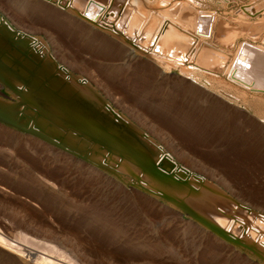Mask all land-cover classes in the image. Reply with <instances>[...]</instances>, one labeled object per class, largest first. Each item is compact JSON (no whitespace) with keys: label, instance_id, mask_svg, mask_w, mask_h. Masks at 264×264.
<instances>
[{"label":"bare ground","instance_id":"obj_1","mask_svg":"<svg viewBox=\"0 0 264 264\" xmlns=\"http://www.w3.org/2000/svg\"><path fill=\"white\" fill-rule=\"evenodd\" d=\"M12 1L18 19L53 28L74 53L57 35L44 39L37 31L14 26L0 12V95L6 87L13 101L0 96V127L19 135L25 131L26 138L53 156L84 165L109 183L120 185L116 178L126 172L125 188L164 198L166 209L178 217L184 216L178 207H189L197 227L264 261L262 210L239 204L234 184L222 175L228 172L239 184L249 181V171L264 174V6L226 10L228 0H221L212 9L195 10L194 0ZM70 26L81 34H100L118 51L149 62L148 71L140 69L118 82L127 101L89 68L93 58L78 55ZM101 46L118 53L114 46ZM56 52H67L68 63ZM153 70L166 78L177 75L175 90L182 94L159 91L151 80ZM139 89L156 100L139 103L140 111L132 106ZM8 141L0 132V145ZM19 153L28 172L38 170L49 179L69 175L68 168L48 171L46 159ZM12 163L17 168L0 153L1 166L12 169ZM200 169L207 177L197 173ZM18 185L27 192V183ZM253 196L262 203L261 195ZM18 236L12 240L0 233V252L21 264H80L78 258H87L69 237L73 251L67 254L56 243ZM217 253L215 246H206L201 263L216 264ZM244 256L247 260L234 257L235 263L256 264Z\"/></svg>","mask_w":264,"mask_h":264},{"label":"rangeland","instance_id":"obj_2","mask_svg":"<svg viewBox=\"0 0 264 264\" xmlns=\"http://www.w3.org/2000/svg\"><path fill=\"white\" fill-rule=\"evenodd\" d=\"M12 2V0H0V12L14 26L37 31L44 39H47V34L57 35L56 38L60 39V43L65 46V49L67 47L66 50L69 49L68 51H70L68 43L55 30H52L53 28L38 23L31 25L27 21L18 19L19 16H16L17 11ZM199 2V0H194L193 7L195 10L212 9V7H216V2H221V0H207L206 4ZM226 5V10H233L243 7V5L262 7L264 0H228ZM64 26L67 27L65 24ZM43 27L45 28L43 29ZM51 31L53 32L51 33ZM68 31L70 32L68 33L70 39L73 40L71 42L75 44L79 42L76 45L81 51L78 55L84 58H93L95 63L89 64V68L92 71L96 69L95 74L96 72L101 73L102 77L97 73V78L103 83H107L108 85H106L111 87L112 91L117 90V92L115 91L116 94L127 101V96L122 93L123 89L119 88L118 82H123L124 77L129 76L132 72L140 73V69L148 71L149 62L143 57H137V60L131 58L128 51L122 49L118 51L119 47L116 48L118 45H112L100 34L89 32L81 34L72 26L68 27ZM261 32H264V25ZM101 45L114 46L118 53L110 54ZM70 52L74 53L72 50ZM62 53L63 55L56 52V57L66 64L69 57L67 52ZM178 72L179 70L173 71L174 74H178ZM159 73L153 70L151 74V80L159 91L168 93L171 91L174 96L182 94L181 91L176 93L175 90H178V86H175L174 83L178 80L177 75H173L174 78L171 77L172 75L170 77L167 75L168 78H166L165 75ZM107 78L106 81L108 82L104 81ZM132 82L134 81L131 79L130 83L133 84ZM92 85L95 87L93 83ZM99 92L102 94L101 91ZM118 92L121 93L118 94ZM161 92L159 93L161 94ZM124 94L125 96H122ZM146 95L139 89L135 94L137 101L132 103V106L136 105L135 107L140 111V107H137L140 106L139 103L149 101L148 99L154 94H151L152 96ZM151 100L156 102L153 97ZM107 101L109 102L108 99ZM113 108L116 109L114 105ZM0 132L9 140L0 145V153L5 159L17 164V168H15V164L12 163L14 165L12 169L0 165V229L6 227L4 230H0L2 235L12 240H18V235L26 234L32 241L51 242L53 245L56 243L55 246H60L59 249L65 253L68 252L67 254L73 249L66 238H72L79 244V249L88 255H86V259H77L80 264H202L200 258L205 253L206 246L216 247L219 252L217 253L218 264H226L227 261L229 264H236L237 259L234 257L240 256L246 259L244 255L251 257L256 264H264V261L260 258H254L248 251L232 247L218 236L204 232L205 230L197 227L192 220H185L187 217H178L173 211L166 209L167 206L165 205L168 204L165 201L156 200V198L145 195V193L138 192L137 189L125 188L128 184L126 172L120 173L122 178H116L120 185H116L115 182L111 183V181L109 183L100 177H96L84 165L75 163L63 156H53L55 154L26 138L25 133H21L22 135L15 134L2 127H0ZM155 139L159 142L157 138ZM164 147L167 149L166 146ZM22 150L43 160L46 159L43 168L48 171H55L63 166L69 169V175H60L57 179H49L41 171L32 170V172H28L26 161L19 153ZM167 150L170 151L171 149L168 148ZM171 155L181 164L188 165L173 153ZM196 171L202 176L206 175L200 173L203 172L201 169ZM222 175L229 176L231 182L227 179L228 182L231 185L234 184L232 185L233 188L235 187V189L232 188L235 193L233 195L238 199L239 204L254 207L253 209L256 210L261 208L264 215V174L257 176L258 173L255 171L251 173L249 171L247 173L249 181L247 183L243 181L239 184L233 182L234 178L228 172ZM3 178H6L7 181ZM63 179L65 181H61ZM21 182L27 183L29 186L27 192L19 187L18 184ZM253 186L256 187L253 189ZM240 187L242 188L240 189ZM253 195L259 196L262 203L253 200L252 198H258ZM172 235L175 236L172 237ZM234 248L239 256L233 254L235 251L232 249ZM110 260L112 263H109ZM0 264L21 263L0 252Z\"/></svg>","mask_w":264,"mask_h":264},{"label":"water","instance_id":"obj_3","mask_svg":"<svg viewBox=\"0 0 264 264\" xmlns=\"http://www.w3.org/2000/svg\"><path fill=\"white\" fill-rule=\"evenodd\" d=\"M1 98H3V99H5V100H10V101H12L11 100V98H12V96H11V94H10V89H8V88H4L2 91H1ZM13 102V101H12ZM22 133H23V131H21ZM24 133H25V131H24ZM26 134V133H25ZM125 184V183H124ZM144 191V190H143ZM146 192V191H145ZM146 193H148V192H146ZM150 196H152V197H154V198H158V199H160V200H163V201H165L168 205H169V201H167V200H165L164 198H160V197H155V196H153L152 194H150V193H148ZM178 209L183 213V215L185 216V217H187V218H189V219H191L192 221H194V222H196V220L193 218V217H191L190 215H191V211L189 210V207H182V208H179L178 207ZM219 238H221L222 239V237H219ZM223 240V239H222ZM227 242V241H226Z\"/></svg>","mask_w":264,"mask_h":264}]
</instances>
